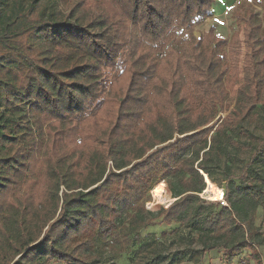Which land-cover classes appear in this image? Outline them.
<instances>
[{
	"label": "trees",
	"instance_id": "1",
	"mask_svg": "<svg viewBox=\"0 0 264 264\" xmlns=\"http://www.w3.org/2000/svg\"><path fill=\"white\" fill-rule=\"evenodd\" d=\"M212 3L0 0V264H101L97 240L120 243L154 214L214 235L174 264L241 246L264 264L253 247L264 243L254 224L257 208L264 217V136L235 139L264 106V0L244 27L237 13L229 38L212 26L195 34ZM224 144L250 156L225 177L220 205L199 194L204 175L218 188L209 164ZM160 179L175 199L153 213L144 197ZM196 202L217 210L193 219Z\"/></svg>",
	"mask_w": 264,
	"mask_h": 264
},
{
	"label": "rangeland",
	"instance_id": "2",
	"mask_svg": "<svg viewBox=\"0 0 264 264\" xmlns=\"http://www.w3.org/2000/svg\"><path fill=\"white\" fill-rule=\"evenodd\" d=\"M28 2L29 0H21L20 2L19 0H12V7H25ZM217 2H223L224 6H221L220 4L216 8ZM260 2L261 0H216V4H214V6L212 7L213 13L210 17L206 18L201 25L196 28L195 34L199 35L201 32L206 31L209 27L212 26L216 35L223 38H229L233 36L237 30V13L241 15L240 18L242 20V27H244L245 25L244 18L246 17L248 12L254 13V15L258 18L262 17L263 9L260 5ZM20 3L23 5H20ZM234 91L230 94L228 98L226 108L220 112L219 120L224 117L235 104L236 100L234 101ZM243 126L249 131L250 135H235L236 140L240 142H253L250 137L251 135L263 137L264 106H258L255 112L244 121ZM215 154L216 155L213 156L209 166L211 173L215 179V184H213L218 186V188L215 186L214 187L220 191H223L222 186L224 185L225 177L227 175L233 177L240 176L242 173L243 165L249 159L250 152L224 144L223 148L220 151L215 152ZM37 159L39 162H41V155H37ZM142 159V157H139L134 161H141ZM109 170L120 171L121 168L110 167ZM258 170V165L250 167L248 169L247 179H254L256 175L259 174ZM203 178L205 181V175ZM160 181L165 183L167 192L165 186L163 187V185H160L163 188V195L159 199L153 195L154 189L152 190V188ZM238 181L239 179L236 178L235 182L237 183ZM175 183V179H172V184ZM200 194V198L206 199L205 195L201 196ZM174 199L175 197H172L166 184V181L160 179L147 191L146 196L144 197V207L149 211L156 213L161 209H165V207L172 203ZM221 200L222 202H219L220 205H224L225 202L223 201V199ZM216 210V206H199V203L196 202L193 206L192 217L193 219L198 218L199 216L202 217L203 214H207L209 211ZM153 217H155L153 223L148 226L140 227L137 229H124L123 232L126 231V239L122 238L120 243H105L100 240H97L95 245L97 253H99L101 256V264H140L148 260H152L156 264H174L175 259L177 257L176 253L178 251H182L186 248L201 249L204 243H208L215 240L214 235H209L202 232L200 229L197 230L193 228L192 223L172 222L171 224L166 225L159 222V220L161 219L160 215L157 216L156 214H154ZM254 224L258 228V235L259 237H261L259 240H261L262 237H264V217L260 208H257L256 210ZM135 235H137L138 237H135L136 239L134 240ZM216 240L221 243L223 241H226V239L222 237L217 238ZM253 247L258 249V253L261 257V260L262 262H264V243L258 245L253 244ZM47 264L67 263L51 261L47 262ZM179 264H193V260L189 259V256L187 255ZM197 264L254 263L251 259L249 250L245 246H241L240 249L235 253H226L221 249L210 250L201 258L200 262H198Z\"/></svg>",
	"mask_w": 264,
	"mask_h": 264
},
{
	"label": "bare ground",
	"instance_id": "3",
	"mask_svg": "<svg viewBox=\"0 0 264 264\" xmlns=\"http://www.w3.org/2000/svg\"><path fill=\"white\" fill-rule=\"evenodd\" d=\"M205 181L207 182V187L205 188V190L200 194L201 196L202 195H205V198L206 199H209V200H219V199H222L223 195L221 193L220 190L216 189V188H213L211 187V185L209 184V181L207 179V177L205 178ZM153 195L157 198H161L162 195H163V188L162 186H158L156 187L154 190H153Z\"/></svg>",
	"mask_w": 264,
	"mask_h": 264
},
{
	"label": "water",
	"instance_id": "4",
	"mask_svg": "<svg viewBox=\"0 0 264 264\" xmlns=\"http://www.w3.org/2000/svg\"><path fill=\"white\" fill-rule=\"evenodd\" d=\"M242 38H243V34H242ZM242 83H243V71H241V76H240V81H239L238 86L241 85ZM236 97H237V89H235V91H234V101L236 100ZM161 144H163V143H161ZM125 168H127V167H124L122 169H125ZM200 173H202V172H200Z\"/></svg>",
	"mask_w": 264,
	"mask_h": 264
},
{
	"label": "crops",
	"instance_id": "5",
	"mask_svg": "<svg viewBox=\"0 0 264 264\" xmlns=\"http://www.w3.org/2000/svg\"><path fill=\"white\" fill-rule=\"evenodd\" d=\"M218 1H220V0H218ZM214 4H216V0H215V2H214V0H213V3L211 4V13H213V12H212V7L214 6ZM220 4H221V6H224V5H223V2H221V3H220V2H219V3L217 2V4H216V8H217ZM215 10H216V9H215Z\"/></svg>",
	"mask_w": 264,
	"mask_h": 264
},
{
	"label": "built area",
	"instance_id": "6",
	"mask_svg": "<svg viewBox=\"0 0 264 264\" xmlns=\"http://www.w3.org/2000/svg\"><path fill=\"white\" fill-rule=\"evenodd\" d=\"M219 201H221V202H222V200H221V199H219Z\"/></svg>",
	"mask_w": 264,
	"mask_h": 264
}]
</instances>
